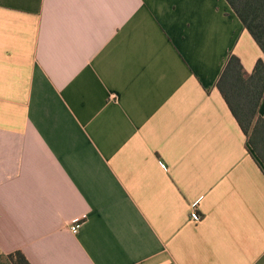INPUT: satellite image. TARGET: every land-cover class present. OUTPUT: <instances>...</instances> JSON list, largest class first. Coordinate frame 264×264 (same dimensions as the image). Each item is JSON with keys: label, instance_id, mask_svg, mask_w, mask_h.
I'll use <instances>...</instances> for the list:
<instances>
[{"label": "crops", "instance_id": "1", "mask_svg": "<svg viewBox=\"0 0 264 264\" xmlns=\"http://www.w3.org/2000/svg\"><path fill=\"white\" fill-rule=\"evenodd\" d=\"M231 55L264 60L226 0H0V264H264Z\"/></svg>", "mask_w": 264, "mask_h": 264}, {"label": "trees", "instance_id": "2", "mask_svg": "<svg viewBox=\"0 0 264 264\" xmlns=\"http://www.w3.org/2000/svg\"><path fill=\"white\" fill-rule=\"evenodd\" d=\"M226 1L264 54V0ZM217 88L241 129L249 136L251 145L256 148L258 144L264 149V120L258 118V110L264 99V60H258L253 73L248 74L240 59L231 55ZM10 258L14 264H30L20 252L12 254Z\"/></svg>", "mask_w": 264, "mask_h": 264}, {"label": "built area", "instance_id": "3", "mask_svg": "<svg viewBox=\"0 0 264 264\" xmlns=\"http://www.w3.org/2000/svg\"><path fill=\"white\" fill-rule=\"evenodd\" d=\"M78 229H79V225H72V226H71V231H72L73 233H77V232H78Z\"/></svg>", "mask_w": 264, "mask_h": 264}]
</instances>
